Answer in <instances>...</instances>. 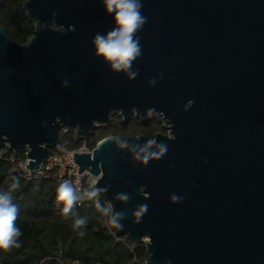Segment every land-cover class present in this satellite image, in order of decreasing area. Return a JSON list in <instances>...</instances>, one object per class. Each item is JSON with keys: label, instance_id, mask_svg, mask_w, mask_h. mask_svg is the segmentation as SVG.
Wrapping results in <instances>:
<instances>
[{"label": "water", "instance_id": "water-1", "mask_svg": "<svg viewBox=\"0 0 264 264\" xmlns=\"http://www.w3.org/2000/svg\"><path fill=\"white\" fill-rule=\"evenodd\" d=\"M141 4L126 70L95 53L114 27L101 0H25L24 44L0 25V147L25 148L34 171L63 129L85 139L115 114L158 115L168 134L74 153L116 229L145 244V264H264V0Z\"/></svg>", "mask_w": 264, "mask_h": 264}, {"label": "trees", "instance_id": "trees-1", "mask_svg": "<svg viewBox=\"0 0 264 264\" xmlns=\"http://www.w3.org/2000/svg\"><path fill=\"white\" fill-rule=\"evenodd\" d=\"M25 0H2L0 3V25L5 28L10 40L24 44L33 35L34 25L22 6ZM87 137L88 149L94 148L100 139L114 135L123 144L130 135H147L153 138L158 131H164L160 118L141 119L135 115L128 119L111 118V123L100 126ZM61 132V149H77L79 140H65ZM64 145V146H63ZM59 146V147H60ZM26 157V149L18 148L7 152L0 147V191L7 190L12 177H17L19 188L13 193V202L18 208L17 227L19 247L7 251L0 249V264H145L147 251L143 242H133L115 227L107 224L95 203L88 199L91 191L87 182L82 188L83 199L74 204L65 218L61 211L62 202L56 199L59 183L55 170L35 171L26 176L19 162ZM85 223L75 226L77 219ZM83 232V235L80 233Z\"/></svg>", "mask_w": 264, "mask_h": 264}, {"label": "clouds", "instance_id": "clouds-1", "mask_svg": "<svg viewBox=\"0 0 264 264\" xmlns=\"http://www.w3.org/2000/svg\"><path fill=\"white\" fill-rule=\"evenodd\" d=\"M101 3L104 12L111 14L114 27L103 35H95L93 40L95 53L107 61L113 70L129 69L132 61L140 54L139 41L135 38V33L146 20L140 11L141 0H101ZM164 150L161 148V151ZM147 158V156L144 157L145 160ZM11 180L9 188L0 191V249L4 251L20 246L18 237L21 235V231L16 225L18 208L13 202V193L19 188V181L17 177H12ZM78 191L79 189L74 187L69 180H63L56 187V199L58 202H62L61 211L65 218L72 211L73 205L80 203L83 199V195L77 194ZM99 191L102 189L93 188L86 193V196L90 200L94 199ZM119 199L126 200L127 197L121 195ZM95 208L104 217H108L107 224L109 226L121 227L117 223V218L121 214L109 216L111 207H102L99 202L95 203ZM146 210L147 205L140 206L135 212V216L140 217ZM84 223V219H77L75 226ZM83 234V232L80 233V235Z\"/></svg>", "mask_w": 264, "mask_h": 264}, {"label": "built area", "instance_id": "built-area-1", "mask_svg": "<svg viewBox=\"0 0 264 264\" xmlns=\"http://www.w3.org/2000/svg\"><path fill=\"white\" fill-rule=\"evenodd\" d=\"M91 150L92 149H88L86 140L84 139L82 144L77 149H61L60 152H54L34 171H30L26 167L29 161L27 157H25L23 161L19 162V166L28 177H31L35 171L40 173L44 170H55L56 178L59 182H62L63 180H69L74 187L79 189L77 194L81 195L84 183L87 182L91 187L94 188V185L97 182V177L87 170H84L81 174L79 173L78 166L74 160V153L90 152ZM95 199L100 200V202L104 204L105 207L109 206V204L99 198L98 195L95 197Z\"/></svg>", "mask_w": 264, "mask_h": 264}, {"label": "rangeland", "instance_id": "rangeland-1", "mask_svg": "<svg viewBox=\"0 0 264 264\" xmlns=\"http://www.w3.org/2000/svg\"><path fill=\"white\" fill-rule=\"evenodd\" d=\"M132 115H135V113H133ZM132 115H131V116H132ZM135 116H136V115H135ZM118 117H121V116L118 115V114H117V115L115 114V115H112V116H111V118H112L114 121H117V120H118ZM146 118H160V120H161L162 123H163L164 131H158V132H162V133L168 134V130L165 129V127H166L167 125H166L165 122L161 119L160 116H158V115H152V114L148 113L144 119H146ZM100 126H106V125L95 124L94 128L92 129V131L98 132V131L100 130V128H99ZM62 132H63V134H66V135H65V140H68V141H71V140H72V141L79 140L81 144H82V142L84 141L83 138H79V137H77L73 131H69V130H67V129H63ZM88 138H89V137H88ZM85 139H87V138H85ZM63 146H64V145H63ZM61 148H64V147H61V146H60V147H57V148H53V150H54L55 152H60V151H61Z\"/></svg>", "mask_w": 264, "mask_h": 264}]
</instances>
